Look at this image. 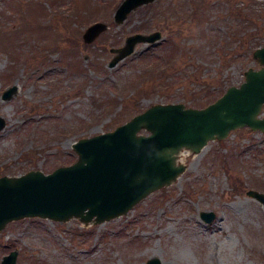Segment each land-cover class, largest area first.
<instances>
[{
	"label": "rangeland",
	"instance_id": "obj_1",
	"mask_svg": "<svg viewBox=\"0 0 264 264\" xmlns=\"http://www.w3.org/2000/svg\"><path fill=\"white\" fill-rule=\"evenodd\" d=\"M121 1L0 0V176L50 173L77 159L78 139L152 104L204 107L259 68L253 51L264 45V0H154L117 24ZM96 21L109 27L84 42ZM156 30L159 41L109 66L127 36ZM12 86L15 94L2 99ZM182 152L177 179L119 217L7 223L0 261L17 250L16 264H264V209L246 194L264 193V132L246 126ZM201 211L215 218L205 223Z\"/></svg>",
	"mask_w": 264,
	"mask_h": 264
},
{
	"label": "water",
	"instance_id": "obj_2",
	"mask_svg": "<svg viewBox=\"0 0 264 264\" xmlns=\"http://www.w3.org/2000/svg\"><path fill=\"white\" fill-rule=\"evenodd\" d=\"M154 0H122L113 21L122 23L128 15ZM109 25L90 24L82 34L91 43ZM162 38L156 30L134 33L109 62L132 54L140 43L153 44ZM259 68H248L244 80L229 86L221 96L204 107L183 103H156L133 115L114 129L72 144L77 159L50 173L29 170L20 176H0V231L11 221L38 217L64 222L78 218L85 225L102 223L127 213L149 194L170 185L185 170L178 163L183 149L198 153L211 140H223L235 129L249 127L264 132V45L253 51ZM16 86L6 89L2 99H10ZM6 122L0 116V131ZM264 209V193L248 190ZM210 223L212 211H201ZM17 250L4 255L0 264H16ZM147 264H160L156 257Z\"/></svg>",
	"mask_w": 264,
	"mask_h": 264
},
{
	"label": "trees",
	"instance_id": "obj_3",
	"mask_svg": "<svg viewBox=\"0 0 264 264\" xmlns=\"http://www.w3.org/2000/svg\"><path fill=\"white\" fill-rule=\"evenodd\" d=\"M251 16L254 18L253 21H255V20L259 19L260 14L252 13ZM252 17H250V18H252ZM248 22H249V21H248ZM168 55H169V54H167L166 56H164V60H165V61H169V59L166 58V57H168ZM217 98H218V97H217ZM81 234H83V233H82V232H74V233H72L74 239L78 238Z\"/></svg>",
	"mask_w": 264,
	"mask_h": 264
},
{
	"label": "bare ground",
	"instance_id": "obj_4",
	"mask_svg": "<svg viewBox=\"0 0 264 264\" xmlns=\"http://www.w3.org/2000/svg\"><path fill=\"white\" fill-rule=\"evenodd\" d=\"M181 155H183V152L182 151L179 153L178 159H179V157H181Z\"/></svg>",
	"mask_w": 264,
	"mask_h": 264
}]
</instances>
